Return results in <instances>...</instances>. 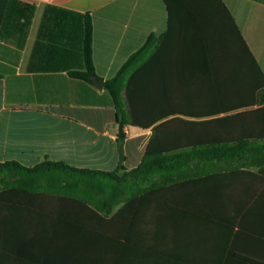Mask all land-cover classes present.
Returning <instances> with one entry per match:
<instances>
[{
  "label": "crops",
  "instance_id": "0c3cea01",
  "mask_svg": "<svg viewBox=\"0 0 264 264\" xmlns=\"http://www.w3.org/2000/svg\"><path fill=\"white\" fill-rule=\"evenodd\" d=\"M86 15L103 87L73 75ZM263 90L264 0H0V162L91 170L0 175V264H264L262 163L124 186L97 173L138 167L156 126L208 155L263 149Z\"/></svg>",
  "mask_w": 264,
  "mask_h": 264
},
{
  "label": "trees",
  "instance_id": "16d2710c",
  "mask_svg": "<svg viewBox=\"0 0 264 264\" xmlns=\"http://www.w3.org/2000/svg\"><path fill=\"white\" fill-rule=\"evenodd\" d=\"M29 6V14H28V24L31 21L34 12L35 6ZM93 23L92 18L89 15H86L85 24L83 27V57H84V66L85 69L83 71L73 72V75L76 77L89 81L91 75L94 73V63H93ZM140 52H136L130 56V58L123 64L121 70L118 72V75L124 71V69L131 65L134 59L139 55ZM115 76L113 78H108L105 82V89L111 95L113 100V104L118 112V114H122L124 112V105L121 100V85L119 83V77ZM262 103H264V90L262 95ZM129 121L133 124L140 123L135 116L134 110L132 106L128 108ZM125 121V120H123ZM158 127H154L153 136L146 148L145 157L143 163H141L138 167L132 170H126L122 167H119L115 171L111 172H97L107 177L118 178L120 182H123V186L125 185V179L133 178L136 182L141 184L142 182H152L153 179H160L165 182H170L173 180H180L191 176H196L203 169H200L198 166L199 162L205 163L206 160L215 159L216 162H224L225 164L230 163H245V162H260L264 165V148L258 149L255 147L245 146L244 142L240 140L236 145H241L242 148L240 150H232L226 148H221V150H215L212 154H207V152L197 151L196 149H200L201 147H197L196 145H172L166 141H162V138L158 136ZM122 141V140H119ZM233 143V144H234ZM222 145V144H218ZM194 149L193 151H188V149ZM214 147H217L214 144ZM196 150V151H195ZM123 158V157H122ZM121 158V159H122ZM264 167V166H263ZM41 168L48 169H57L62 168L64 170H68L71 172H90L91 170L86 169H76L72 166H69L65 162H52L45 161L33 168H26L19 164L16 161H6L0 162V175L1 176H16L21 172H33L37 171Z\"/></svg>",
  "mask_w": 264,
  "mask_h": 264
},
{
  "label": "water",
  "instance_id": "95a60500",
  "mask_svg": "<svg viewBox=\"0 0 264 264\" xmlns=\"http://www.w3.org/2000/svg\"><path fill=\"white\" fill-rule=\"evenodd\" d=\"M90 79L96 86L103 87V85H104V78L103 77H100L98 74L93 73ZM119 137L121 139H123L125 137L124 123L123 122L119 123Z\"/></svg>",
  "mask_w": 264,
  "mask_h": 264
}]
</instances>
